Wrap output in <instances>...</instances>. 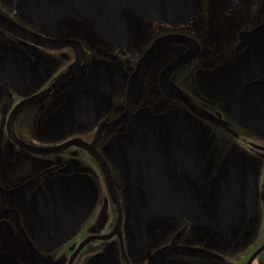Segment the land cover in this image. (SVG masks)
<instances>
[{
	"label": "flooded vegetation",
	"instance_id": "af4514ba",
	"mask_svg": "<svg viewBox=\"0 0 264 264\" xmlns=\"http://www.w3.org/2000/svg\"><path fill=\"white\" fill-rule=\"evenodd\" d=\"M0 264H264V0H0Z\"/></svg>",
	"mask_w": 264,
	"mask_h": 264
},
{
	"label": "water",
	"instance_id": "95a60500",
	"mask_svg": "<svg viewBox=\"0 0 264 264\" xmlns=\"http://www.w3.org/2000/svg\"><path fill=\"white\" fill-rule=\"evenodd\" d=\"M160 3V2H159Z\"/></svg>",
	"mask_w": 264,
	"mask_h": 264
}]
</instances>
